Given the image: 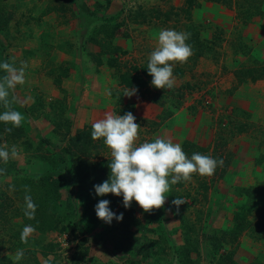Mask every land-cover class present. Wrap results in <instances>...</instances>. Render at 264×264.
<instances>
[{"label": "rangeland", "instance_id": "obj_1", "mask_svg": "<svg viewBox=\"0 0 264 264\" xmlns=\"http://www.w3.org/2000/svg\"><path fill=\"white\" fill-rule=\"evenodd\" d=\"M199 1L190 22L184 0H0V262L264 264V0L246 22ZM215 25L221 45L195 58L185 35L209 40ZM108 54L157 74L124 87ZM169 96L180 104L167 117ZM113 131L132 148H114ZM192 133L206 150L186 158L178 135ZM182 216L189 261L169 231Z\"/></svg>", "mask_w": 264, "mask_h": 264}, {"label": "trees", "instance_id": "obj_2", "mask_svg": "<svg viewBox=\"0 0 264 264\" xmlns=\"http://www.w3.org/2000/svg\"><path fill=\"white\" fill-rule=\"evenodd\" d=\"M205 1L216 2V3H219L221 5L226 6L229 9H233V11L235 12V18H237L241 22H246V21L250 20L252 15H253L252 13H250L251 8L248 6L252 0H205ZM106 2H109V0H106ZM199 4H201L199 0H184L182 6L180 7L182 13H184V15L186 16V19L189 20L190 22H191L192 10L194 8H197L199 6ZM157 16L159 17V15H157ZM166 18L168 19L169 15H167ZM7 22H8V19L6 18L4 20L3 25L5 26L7 24ZM193 28H195V26ZM0 29L2 30V27H0ZM223 32L224 31H223V29L221 27H219L218 25H215L209 40H207L205 38L202 39L199 36L200 35V31L198 29L195 30V31H192V30L188 31V35L186 34L184 38H185V42L189 46L193 47L194 49L198 47V50H195V52H194V56H195V58H197V57H200L201 55H203L204 50H206L207 48L212 49L215 44L221 45V41L223 39V37H222V33ZM241 42L239 43V45H236V43H238V42L235 43V42H232V40H231V44H233L231 46L233 52H236L238 49L241 50L242 52H244V48L246 47V44L243 43V42L241 43ZM207 44H210V45H207ZM212 44H214V45L211 46ZM114 47L115 48H119L118 46H114ZM102 53L105 54L106 52L102 51ZM116 57L117 56L114 57V55H112V54L109 55L108 54V56L106 58V63L108 65H110V66H115L116 67V71H117V75H118V79H119L118 80L119 84H121L124 87H127V88H131L132 87V88L140 89V88L144 87L147 84V82H148V80L150 78L154 77L157 74L158 68L154 64L147 63V64H144L143 66L134 65L132 67H128V68L125 69V67L117 65V63H116L117 62V58ZM102 62H103L102 57H100V59L98 60L97 63L100 65V64H102ZM194 64L195 63H193V65ZM172 71H173L172 68L164 69V73H167V72L169 73V72H172ZM177 71L179 73H182V71L180 69H177ZM240 71H242V70H240ZM240 71H238V72H240ZM256 71L257 70L255 69V72ZM238 72H236V73H238ZM6 74L4 73L3 76L0 78L1 82H6L7 83L8 80H7V75ZM246 76L251 77L252 78L251 80L258 79L257 77H254V75H252V69L251 68H248V74ZM186 85L189 86L190 84L187 82ZM166 101H167V104H169L170 106L165 110L164 113L166 114L167 117H169V116H172L173 113L175 112V110H177L179 108L180 102H178V101L176 102L175 99L172 96H169ZM151 123L154 124V125H157L159 122L158 121H151ZM85 128L86 127L82 128V129H79L78 130V135H80V133L84 132ZM243 128H244L243 125H241V126L239 125V129L240 130H243ZM67 131H68V133H70L69 129ZM110 136H111V141L110 142H111V144H112V146L114 148H116L118 150H121V151L126 150L128 148H132V146L125 139H123V136H122L121 132L113 131ZM69 137H70L69 138V142L64 147H62L60 149V151L62 153L63 152L70 153L71 144L76 140L75 135L69 136ZM154 150L156 151L155 147H154ZM202 150L203 151L206 150V147L201 146V145H199V144H197V143H195V142H193L191 140L185 139V140H182V142H181V152H182V154L184 156H186V158L188 156H190V155L196 156L194 154V152L198 153L199 151H202ZM206 156L207 155H205L204 157H206ZM53 173L55 174V176H57L56 172H53ZM53 173L47 174V175H50L51 177H54L52 175ZM54 178H56V177H54ZM68 181L69 182H73L71 177L70 178L68 177ZM178 182H179V184H182V181H178ZM152 187L153 186H151V189L154 188V187L153 188ZM150 208H151V210L153 212H155V210H157V209L158 210L160 209L159 211L157 210L158 211L157 213H159V215H161V212H160L161 208L160 207H158V206L155 207V205L152 204V207H150ZM167 208H169V210L171 209L173 212L174 211L176 212V210H177L175 205H173V208H172L170 204L169 205L167 204ZM143 210H144V204H143ZM241 211H243V209ZM175 212H174V214H175ZM147 215H149L148 211H147ZM152 215L150 217L155 216V215H153V216ZM176 215H177V213H176ZM240 215L244 216L242 213L238 212V213H235L233 217L234 218H239ZM183 218H184V216H182V218H180V224L174 225L173 227L170 228L169 231L171 233H174V234H177V233L179 234L180 238L182 239V242L179 245H177V247L178 246L179 247L178 248L176 247L174 250H175L176 253H179L180 251H184L185 254H186L185 258L188 259V261H189L190 257L188 256V254L190 253V251L192 249H193L192 252L194 250H197V251H194V252H195L196 256H198V257H199V252H198V249L195 246L190 247V245L193 243L195 237L191 235V233L189 232V229H185L184 225L181 224ZM233 221H234V219H233ZM152 222L153 221H150V223H152ZM234 224H235V222H234ZM157 227H158L157 230L160 232V230H161L160 221L157 223ZM39 228L41 230H43L44 226H41ZM161 234H164V232L162 230H161ZM2 259H3V262H0V264H12L10 262V260L7 259L6 257H2Z\"/></svg>", "mask_w": 264, "mask_h": 264}, {"label": "crops", "instance_id": "obj_3", "mask_svg": "<svg viewBox=\"0 0 264 264\" xmlns=\"http://www.w3.org/2000/svg\"><path fill=\"white\" fill-rule=\"evenodd\" d=\"M87 43V42H86ZM89 43V42H88ZM88 45V44H87ZM5 83V84H4ZM0 82V92H2L4 95H7L6 93H7V91H8V88L6 87V82ZM10 89V88H9ZM10 94H12V93H10ZM54 94V93H53ZM21 100H20V105L22 106V107H27L29 104L28 103H30V102H32L33 101V99H34V95L31 93V92H28L27 94H24V95H21V98H20ZM182 112V111H181ZM188 115H190V114H188ZM180 118L182 117L183 119H181L180 120V123H178V119L177 118H173V119H175L174 120V122H175V124L177 125V127H179L178 129H176V130H182V129H184L183 127L185 126V123H186V117H184L183 116V113L182 114H179L178 115ZM175 117V116H174ZM176 125H174V126H176ZM181 127V128H180ZM187 128H188V126H186V130H187ZM196 128V127H195ZM175 129V128H174ZM189 136L187 137V138H189V139H191V141H193L194 140V138H190V137H193L194 136V133H192L191 135L190 134H188ZM179 137V140H181V142H182V140H184L183 139V137H180L181 135H178ZM180 142V143H181ZM198 142V141H197ZM196 142V143H197ZM198 144V143H197ZM200 144V143H199ZM251 156H253V158H250V157H248L249 159H247L245 162H246V164H247V167H248V170L249 169H251V168H253L255 165L257 166V164H255V160H254V158H255V155L253 154H251ZM253 160H254V162H253ZM253 163H252V162ZM251 162V163H250ZM260 167V169L263 171V169H264V163H261V165L259 166ZM258 167V168H259ZM247 170V171H248ZM244 174H246V172H244Z\"/></svg>", "mask_w": 264, "mask_h": 264}]
</instances>
